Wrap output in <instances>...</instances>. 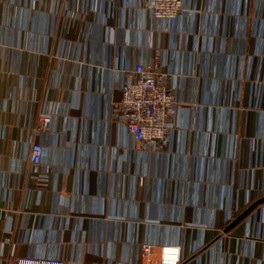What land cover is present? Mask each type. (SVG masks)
I'll use <instances>...</instances> for the list:
<instances>
[{
    "label": "crops",
    "instance_id": "1",
    "mask_svg": "<svg viewBox=\"0 0 264 264\" xmlns=\"http://www.w3.org/2000/svg\"><path fill=\"white\" fill-rule=\"evenodd\" d=\"M151 1L0 0V264H264V0ZM154 59L176 104L137 142L114 105Z\"/></svg>",
    "mask_w": 264,
    "mask_h": 264
},
{
    "label": "built area",
    "instance_id": "2",
    "mask_svg": "<svg viewBox=\"0 0 264 264\" xmlns=\"http://www.w3.org/2000/svg\"><path fill=\"white\" fill-rule=\"evenodd\" d=\"M154 19L168 22L183 10L181 0H152L148 5ZM158 64L154 59L148 65L137 64L130 79L123 85L120 98L114 105V116L122 123L125 131L137 142L160 143L168 131L169 118L176 104L174 91L165 87L157 72ZM50 118L45 117L42 126L46 128ZM42 146L32 143L29 160L34 166L41 164ZM139 264H179L178 245L151 246L143 243L140 247ZM16 264H63L59 260L18 259Z\"/></svg>",
    "mask_w": 264,
    "mask_h": 264
}]
</instances>
